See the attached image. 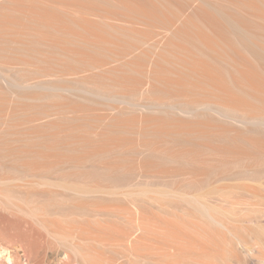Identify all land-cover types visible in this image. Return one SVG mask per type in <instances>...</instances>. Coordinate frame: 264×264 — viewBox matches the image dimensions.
Returning a JSON list of instances; mask_svg holds the SVG:
<instances>
[{
  "label": "bare ground",
  "instance_id": "obj_1",
  "mask_svg": "<svg viewBox=\"0 0 264 264\" xmlns=\"http://www.w3.org/2000/svg\"><path fill=\"white\" fill-rule=\"evenodd\" d=\"M0 211L42 264H264V0H0Z\"/></svg>",
  "mask_w": 264,
  "mask_h": 264
},
{
  "label": "rangeland",
  "instance_id": "obj_2",
  "mask_svg": "<svg viewBox=\"0 0 264 264\" xmlns=\"http://www.w3.org/2000/svg\"><path fill=\"white\" fill-rule=\"evenodd\" d=\"M12 218V217H11ZM21 224H17L19 233L16 234V230L12 223L1 211H0V238L9 241L10 243L18 242L20 245L19 252L15 253V260L9 262L6 258L0 256V264H42V260L45 257V250L47 247L54 248V243L49 242L46 238H43L38 229L31 226L27 220H20ZM36 230L35 238L31 237V233ZM68 264H74L72 259L65 258Z\"/></svg>",
  "mask_w": 264,
  "mask_h": 264
}]
</instances>
